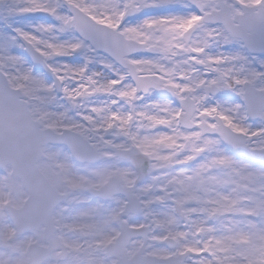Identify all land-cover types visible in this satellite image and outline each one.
Returning a JSON list of instances; mask_svg holds the SVG:
<instances>
[{
	"label": "snow or ice",
	"instance_id": "6c2138e0",
	"mask_svg": "<svg viewBox=\"0 0 264 264\" xmlns=\"http://www.w3.org/2000/svg\"><path fill=\"white\" fill-rule=\"evenodd\" d=\"M0 264H264V0H0Z\"/></svg>",
	"mask_w": 264,
	"mask_h": 264
}]
</instances>
